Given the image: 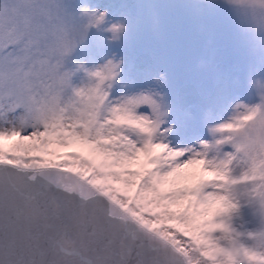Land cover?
I'll return each instance as SVG.
<instances>
[{
    "label": "snow or ice",
    "instance_id": "obj_1",
    "mask_svg": "<svg viewBox=\"0 0 264 264\" xmlns=\"http://www.w3.org/2000/svg\"><path fill=\"white\" fill-rule=\"evenodd\" d=\"M228 2L264 25V0ZM85 15L0 0V264H264V84L211 139L173 145L162 102L111 98L119 64L73 88L64 60L106 14ZM242 204L262 223L247 243Z\"/></svg>",
    "mask_w": 264,
    "mask_h": 264
},
{
    "label": "rangeland",
    "instance_id": "obj_2",
    "mask_svg": "<svg viewBox=\"0 0 264 264\" xmlns=\"http://www.w3.org/2000/svg\"><path fill=\"white\" fill-rule=\"evenodd\" d=\"M192 1L64 0L79 26L87 25L86 12L106 14L64 60L73 88L94 87L99 83L94 73L112 61L120 65L119 75L106 86L113 100L154 96L166 107L173 145L211 139L210 129L239 107L260 103L264 25L228 0H202L208 8ZM113 26H123L118 38ZM4 143L7 148L12 142ZM231 223L245 243L243 234L262 227L247 204Z\"/></svg>",
    "mask_w": 264,
    "mask_h": 264
}]
</instances>
